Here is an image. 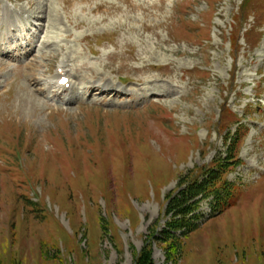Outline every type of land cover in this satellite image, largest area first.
<instances>
[{
    "label": "rangeland",
    "instance_id": "rangeland-1",
    "mask_svg": "<svg viewBox=\"0 0 264 264\" xmlns=\"http://www.w3.org/2000/svg\"><path fill=\"white\" fill-rule=\"evenodd\" d=\"M18 1L0 8L34 11L47 42L0 56V264H137L148 244L154 264H264V0ZM61 65L114 95L67 103ZM236 131L237 205L156 240L166 197Z\"/></svg>",
    "mask_w": 264,
    "mask_h": 264
},
{
    "label": "trees",
    "instance_id": "trees-1",
    "mask_svg": "<svg viewBox=\"0 0 264 264\" xmlns=\"http://www.w3.org/2000/svg\"><path fill=\"white\" fill-rule=\"evenodd\" d=\"M237 131L227 138L229 144L226 157L216 159L198 172L193 170L184 175L178 183V190L166 197L164 215L169 219L156 240L167 243L172 249L194 232L199 223L221 215L237 205L240 190L233 181L227 179L230 171L242 165V160L237 155L241 139L235 137L238 135ZM204 203H208L210 208V215L206 220H203L205 216L201 212ZM137 264H154L149 244L142 249Z\"/></svg>",
    "mask_w": 264,
    "mask_h": 264
},
{
    "label": "bare ground",
    "instance_id": "bare-ground-1",
    "mask_svg": "<svg viewBox=\"0 0 264 264\" xmlns=\"http://www.w3.org/2000/svg\"><path fill=\"white\" fill-rule=\"evenodd\" d=\"M6 11H8V9L6 8ZM7 17H6V20L8 21V22H10V23H13L15 20H14V17L12 16V15H10L9 14V11L7 12ZM30 16L32 17V18H34L35 20H37V21H41V20H43V18H41V17H39V16H36V14H35V12L33 11L31 14H30ZM13 21V22H12ZM11 26H14L13 24H11ZM36 27V30H35V32H33L32 33V37L34 38V39H37L39 36H40V33L42 32V29L43 28H45V25L44 24H39L38 26H35ZM11 29H10V27H9V30L8 31H10ZM31 32V31H30ZM9 33V32H8ZM1 35H0V46H1V42L2 41H4V42H6V43H10L11 42V40L13 39V37L12 36H9V37H6V36H2V33H0ZM26 39V37H22L21 38V40H25ZM35 43H36V41H32L31 43L29 42V45L30 46H33V45H35ZM19 46H20V48H23L24 49V45L22 44V43H20L19 44ZM19 47H16L15 49H9L8 51L7 50H2V52L0 51V56H2V55H4V54H8V56H9V52H14L15 50H16V52L17 51H20L21 49H20ZM1 60V59H0ZM63 65H65L64 63H62ZM63 65L61 66V68L63 69ZM63 71H64V69H63ZM61 72V73H58V75L55 77V79H57V81L55 82V83H53L54 84V87H57L59 90H62L63 92H64V89H63V87H61V85L59 84L60 83V81L62 80V79H64V78H67V76L66 75H64V72ZM52 81H53V79H52ZM92 90V91H96V92H99V93H101V94H104L105 96H107V95H109V94H111V92H112V94L114 95V92L111 90V88L109 87V88H106V89H104V87L102 88V87H100V86H86L85 88H84V90ZM75 89L74 88H72V92L74 93V96H69V97H67V102H73V99L74 100H77L78 98H80V96H81V94H79V93H77L76 91H74ZM145 90V89H144ZM148 90V89H147ZM121 93V92H120ZM56 94V93H55ZM155 94V93H154ZM73 95V94H72ZM115 95H121V96H125L123 93L122 94H115ZM109 98V97H108Z\"/></svg>",
    "mask_w": 264,
    "mask_h": 264
}]
</instances>
